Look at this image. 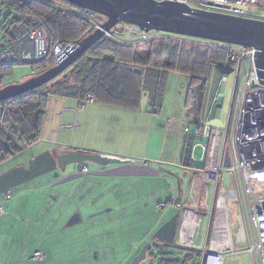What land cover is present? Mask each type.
Here are the masks:
<instances>
[{
    "label": "crops",
    "instance_id": "obj_1",
    "mask_svg": "<svg viewBox=\"0 0 264 264\" xmlns=\"http://www.w3.org/2000/svg\"><path fill=\"white\" fill-rule=\"evenodd\" d=\"M118 30L123 40H135L129 35L125 26H120ZM223 66L213 67L209 86L210 83L212 86L218 84L223 74ZM170 74H175L181 81L180 88L176 87L174 90L175 96L180 98L174 96L167 105L170 108L166 113H162L166 107L163 103L164 97L160 100L153 99L150 92L143 93L141 107L138 109H127L97 102L88 103L82 108L80 100L76 98L61 96L49 98L42 139L45 140L48 136L50 143L54 144L85 136L92 144L87 146L91 150H83V152L95 154L96 157L84 164L68 166L62 176L47 179L39 186L25 185L26 183L19 185L20 187H16V190H11L10 198L6 196L0 198V204L4 210V214L0 216V264H62V261L58 260L57 253L66 246L70 249L84 251V254L75 257L77 261L82 260L81 264L111 262L128 264L135 251L141 248L140 245L157 242L152 235H155L177 213L179 214L178 229L182 216L180 209L175 206L172 209H164L161 205L165 201L168 203L177 198V201L188 203L191 206V200H201L199 188L208 189V185L207 183L200 184L201 181L198 179L197 184L191 190L193 191L191 195L189 191L182 190L183 179L201 168L203 163L200 160H194L191 154L190 165H185L183 163L184 149L189 138L186 137V140L181 142L176 141L174 148L171 142L172 132L177 128L176 122L183 124L184 132L186 120L180 114L186 109L193 113L191 129H194L196 119L204 113V108L196 110V104L194 109L187 106L190 77L178 72ZM211 91L212 98L215 88ZM155 107L161 109V114L153 113ZM173 107L175 110L181 108L182 111L175 112ZM50 111L57 115L54 125L50 117L48 119ZM173 114L176 117H173ZM113 121L116 124H113ZM93 142L96 144L93 145ZM194 142H197L199 146L200 139L193 136L192 144ZM167 147L175 149L172 150L174 160H170L168 164L179 168L182 165L189 173H182V168L181 173L174 168H166L164 161L157 162V154L164 152ZM195 147L193 145L192 149L195 150ZM83 165L88 167V175L82 173ZM81 176H86L84 186L78 184ZM87 187L92 189L88 192ZM216 187L217 184L212 188L209 206L201 209V213L206 216V221L208 220L207 240L209 221L212 216L213 220L215 216L217 217L216 208L219 196L220 194L223 198L226 196L218 185L216 208L213 212ZM128 190L133 193V198L129 199L131 201L125 198ZM161 192L163 196L160 195ZM112 195L116 196L115 204L110 203ZM107 196L109 198H106ZM165 196H168V199L161 200ZM64 200L68 202L65 207L67 210L63 209L59 212L63 206H60L61 201L65 203ZM79 201L89 202L93 208L83 213L74 206L71 209V221L63 224V215ZM134 203H140V205L132 206ZM130 212L138 213V216H133L129 214ZM80 217L92 223L90 227H86L87 236H85V229L78 227L80 223H83ZM129 217H138V220L124 223L123 218ZM148 218L153 220L150 221ZM135 222L139 228L137 226L132 228ZM84 223L87 224V222ZM136 234L138 236H135ZM207 240L206 248L211 249L208 247L209 240ZM238 247L235 243V236H230L225 240L221 250L212 249L215 252H222L237 250ZM38 250L43 253L42 259L34 257V253Z\"/></svg>",
    "mask_w": 264,
    "mask_h": 264
},
{
    "label": "trees",
    "instance_id": "obj_2",
    "mask_svg": "<svg viewBox=\"0 0 264 264\" xmlns=\"http://www.w3.org/2000/svg\"><path fill=\"white\" fill-rule=\"evenodd\" d=\"M6 1L9 14L3 25L0 53L9 41L6 36L8 25L19 23L26 16H34L41 22L54 46L76 44L96 30L95 23H104L106 20L102 15L87 19L82 13L86 10L65 0ZM64 7L75 10L67 11ZM119 32L116 29L111 37L105 36L62 76L37 90L0 102V167L41 142L51 96L81 101L88 94H93L97 103L138 109L144 92H150L153 99H162L168 76L172 72H178L190 77L187 106L194 109L196 104V110H200L208 93L213 67L224 65L223 75L229 71L226 67L230 64L229 50L225 47L204 45L196 38L181 35L180 38H185L183 41H189L190 44L179 39H174L178 41L176 44L159 43L162 39L127 41L121 38ZM220 52L225 54L222 56ZM55 64L56 60L51 52L32 66L40 69L39 75ZM15 65L0 61V88L6 85L4 79ZM157 109L160 108L155 107L153 113ZM192 148L193 144L188 140L184 149L185 165H190ZM186 258L188 261L193 257ZM187 261L165 254L161 263L186 264Z\"/></svg>",
    "mask_w": 264,
    "mask_h": 264
},
{
    "label": "built area",
    "instance_id": "obj_3",
    "mask_svg": "<svg viewBox=\"0 0 264 264\" xmlns=\"http://www.w3.org/2000/svg\"><path fill=\"white\" fill-rule=\"evenodd\" d=\"M164 1V0H156ZM187 4L191 8L200 10H210L215 12L227 13L245 18H254L264 20V0H169ZM214 4L222 5L217 7ZM54 7L60 8L59 5L53 4ZM67 11H74V8L64 7ZM77 11V10H76ZM85 18H96L91 11L82 12ZM106 21V20H105ZM103 23H95L96 29L100 28ZM125 26L129 35L136 41H149L154 39H163L170 42L174 39L183 41L179 35L170 34L161 31L146 32L138 26L131 24H119L113 31L106 36L111 37L116 29ZM6 36L9 41L4 50L0 53V61L12 62L16 65L23 64L26 60L44 59L51 52L55 57L56 63L67 49L74 44L62 46L53 45L50 36L34 16H26L22 21L16 24H9ZM183 37V36H182ZM198 42L204 45L225 47L229 50L228 67L229 72L233 71L242 73L245 66L247 70L246 77L241 88H237L235 101L233 103V113L231 120L225 127H219L210 123L212 115L223 108L227 92L228 73L224 74L217 89L211 98L207 114L204 118L196 119V126L191 129L192 122H188L184 132L190 136L193 135L200 139L199 146L202 150L201 160L203 166L193 173L191 181V190L200 179V184L213 182L221 188L223 181L230 177L232 188L236 190L240 204L243 221L248 226L249 245L245 250L252 254L255 264H264V167L253 169L252 164L264 160V84H261L254 65V50L252 48L212 42L206 40ZM249 59V62H247ZM232 72V73H233ZM240 75V74H239ZM223 93V97L221 96ZM96 98L93 94L80 101L82 107L88 103H95ZM157 109L155 113H159ZM229 124V125H228ZM226 137V138H225ZM222 139L220 152L218 151V140ZM227 145V146H225ZM229 150L231 156V165L224 166L225 149ZM194 149H192V152ZM83 174L89 172L87 166H82ZM228 174V175H227ZM201 200H191V206L181 201L172 200L163 203L165 208L172 204L180 209V221L177 229V237L182 247L193 249L196 244V234L204 233L203 226L206 222V216L201 213V209L207 208L210 201V192L207 188L202 189ZM193 191H191V194ZM10 198L12 192L4 193ZM4 214L0 204V215ZM196 250V249H194ZM235 250V249H233ZM203 257L202 264H224L226 254L234 251L224 250L215 252L212 248L199 251ZM34 257L42 259V251H36Z\"/></svg>",
    "mask_w": 264,
    "mask_h": 264
},
{
    "label": "water",
    "instance_id": "obj_4",
    "mask_svg": "<svg viewBox=\"0 0 264 264\" xmlns=\"http://www.w3.org/2000/svg\"><path fill=\"white\" fill-rule=\"evenodd\" d=\"M81 9L102 15L106 21L100 28L87 35L78 43L72 45L60 56L55 66L39 75H35L21 83L9 84L0 88V102L10 98L32 92L61 76L81 58L88 50L101 41L107 33L113 31L119 24L138 26L146 32L161 31L206 41L252 48L254 65L261 84H264V20L245 18L210 10L194 9L187 4L169 0H65ZM217 7H223L214 4ZM40 60H26L24 65H35ZM240 72L236 76V86L232 96L229 122L236 97L237 84ZM96 157L95 154L75 151L58 153L57 150L45 151L29 159L27 164L13 167L0 173V195L13 188L33 180L36 177L57 170H66L70 165L84 164ZM231 165L229 150L225 151L224 166ZM264 167V160L252 164L253 169ZM213 203V212L216 208L217 194ZM179 214L167 221L154 235L157 247L161 252L149 259L154 264L158 256L163 257L162 249L173 245L177 234ZM213 216L209 221L208 240L211 232ZM207 240V241H208ZM145 247L131 264H141L147 260L148 249ZM161 257V259H162Z\"/></svg>",
    "mask_w": 264,
    "mask_h": 264
},
{
    "label": "rangeland",
    "instance_id": "obj_5",
    "mask_svg": "<svg viewBox=\"0 0 264 264\" xmlns=\"http://www.w3.org/2000/svg\"><path fill=\"white\" fill-rule=\"evenodd\" d=\"M9 14V8H8V4L6 0H0V38L3 36V25L5 23V19L7 18ZM94 32V31H92ZM91 34V33H90ZM117 36H119V34H116ZM6 40V39H5ZM4 40V41H5ZM166 40H159L158 42L160 43H168L165 42ZM186 42L188 44H190L189 41H183ZM171 44H176L178 43V41L172 40L170 41ZM219 48H223V47H219ZM1 51V49H0ZM225 53L220 52V55H224ZM247 62H249V59H247ZM244 70L242 71V73H240V78L238 80V84H237V88L239 87V89L241 88L242 83H244L245 81H243L246 77V73L247 70L245 71V66ZM40 71L39 68H34L32 65H24V64H18L15 65L14 68L12 69V72L8 75H6L5 79H4V83L6 85L9 84H16V83H21L35 75L38 74V72ZM229 72L228 73V80H227V92H226V96H225V101L223 103V108L221 110H219L217 113L212 115L211 121L210 123L212 125L215 126H219V127H225L228 123V119H229V115H230V108H231V103H232V96L234 93V88L236 86L235 80H236V72ZM223 75V74H222ZM222 77V76H221ZM221 79V78H220ZM220 81V80H219ZM218 81V83H219ZM210 82V81H209ZM181 81L179 79H177V76L175 74H170L167 78V83H166V88H165V95H163L164 100V110L162 111V113H166L169 110V106L168 103L172 101V99L174 98V96L176 94H174V90L177 88H180ZM5 85V86H6ZM218 85V84H217ZM216 85V86H217ZM216 86H212V83H210V86L208 87V93L207 96L203 102V114H200L198 118H204L207 114V110L208 107L210 105V98H211V93H212V88L215 90L217 89ZM237 92V91H236ZM184 94V93H183ZM223 97V93L221 95ZM177 97V96H175ZM180 98V97H177ZM165 101V102H164ZM83 108V107H82ZM173 111L175 112H181V108H176L173 107ZM180 109V110H179ZM144 111V110H143ZM161 114V111L159 112ZM233 113V109L231 114ZM192 112L184 110L183 113H181L180 115L183 116V118H185V125L188 124V122H192ZM234 114V113H233ZM179 115V114H178ZM50 117V120L52 121L53 125L55 120L57 119V115L55 113H53L52 111L49 112L48 114V119ZM64 117V116H63ZM173 117H176L175 114H173ZM231 117V116H230ZM187 118V119H186ZM45 120H47L45 118ZM46 123V121H45ZM193 123V122H192ZM230 123V122H229ZM113 124H116L115 121H113ZM196 124V123H195ZM229 125V124H228ZM46 126V124L44 125ZM175 126L177 127L176 130H174L172 132V140L171 142H173L174 148L176 147V141L177 142H181L186 140V137L189 138V140H193V136H188L187 134H185L182 130L183 128V124L180 122H176ZM44 132V131H43ZM46 135H48V132H46ZM76 137V136H75ZM84 138H74V139H69V140H64V141H60L58 143H54L51 144L48 136H46L45 138V134H44V139L41 140V142H39L38 144H36L35 146L25 150V152H23V154H21L20 156H17L15 158H13L12 160H10L9 162H7L6 164H4L3 166L0 167V173H3L13 167L19 166L24 164L26 161H28L29 159H31L32 156L38 155L40 153H43L45 151H49L50 149L52 150H57L59 152H73V150L75 151H79V150H91L89 149L87 146L89 144H92L90 142L89 139H86L85 136H83ZM43 138V136H42ZM78 138V139H77ZM191 138V139H190ZM226 138V137H225ZM44 141V142H43ZM169 142V144L171 143ZM222 143V139L220 138L218 140V151L220 152V145ZM96 144L95 142H93V145ZM193 145H195V150L192 152L193 155V159L194 160H201L202 157V151L201 148L197 145V142H194ZM92 146V145H90ZM227 146V145H225ZM175 149H171V147H167L166 150L164 152H159V154H157L158 156V160L157 162H162L164 161L166 163L167 166H165L166 168L170 167V168H174V170L179 171L181 173V168H182V173L183 172H188L184 169V167L181 168L173 166V165H169L168 163L170 162V160H174L173 158V151ZM227 150V148L225 149V151ZM29 154V155H27ZM136 156V155H133ZM168 162H167V161ZM87 163V162H86ZM163 166V165H162ZM71 167V166H69ZM76 168H78V166H76ZM188 169V168H187ZM89 170V169H88ZM83 173V172H82ZM89 173V172H88ZM84 174V175H88ZM63 175V171L58 169L49 173H46L42 176L36 177L33 180L26 182L25 185L28 184H32L35 186H39L41 184V182L47 180V179H55L57 177H60ZM228 175V174H227ZM193 178V173L191 172L188 177H186L185 179H183L182 182V190L185 192L189 191V194L191 195V181ZM86 180V176H81L78 179V184L84 186L86 184L85 182ZM23 185V184H22ZM208 190L210 192V198H211V194H212V188L214 185H216L213 182H208ZM21 186V185H20ZM19 186V187H20ZM232 186V181H230V178L227 179V181H223V184L221 185V192L225 193L226 196H224V198L222 197V195L220 194L219 196V200L217 201V208H216V213H217V217H214L213 220V228H212V232L210 234L209 237V244L208 247L214 248L216 249H220L224 247V242L226 239H228V237L230 236H235V243L239 246L238 248H236L237 250H232L234 252H230L228 254H226V258L224 261V264H255L254 261V257L252 256L251 253L245 251L248 248L249 245V231H248V226L245 225L244 221H243V217H242V212H241V208H240V204L238 201V195L236 193V190H229V188ZM18 188V186H17ZM16 187L13 188V191L17 189ZM88 188V192L92 189L91 187H87ZM85 188V189H87ZM128 193H126V199H131L133 198V193L128 190ZM161 196H163L162 192L160 193ZM5 194L0 195V198H4ZM106 198H109V196H107ZM168 199V196L163 197L161 200H166ZM177 198H175L176 200ZM65 201V200H64ZM131 201V200H129ZM167 201H165L164 203H166ZM111 204H115L116 203V196L112 195V200L110 202ZM131 204V202L129 203ZM62 206V208L59 210V212H61L63 209L67 210L65 207H67L68 202L65 201V203H62L60 206ZM136 205H140V203L136 204L134 203L132 206ZM188 205V203H187ZM75 206V208H78L81 210V212L85 213L90 211V209H92V204L89 202L85 203V202H81L79 201V203H74L72 205L71 208H69V210L63 215V224H66L68 222H70V215H71V209H73ZM173 205L170 203L168 204L165 208L167 209H172ZM129 208H131V205H129ZM164 208V209H165ZM57 210V209H56ZM77 212V211H76ZM75 213V212H74ZM74 213H72V215H74ZM133 216H138V213H129ZM3 215V214H2ZM0 215V216H2ZM56 218H58L56 216ZM173 218V217H172ZM171 218V219H172ZM216 218V219H215ZM59 219V218H58ZM229 219V220H228ZM80 220L83 221V223H80V225L78 227L82 228L85 232V236L86 235V231L87 228L86 227H90L92 225V223L90 221H88V219H85L86 221L83 220V218L80 217ZM138 220V217H129V218H123V222L127 224V222H131V221H135ZM148 220L152 221V218H148ZM208 221V220H207ZM204 222V226H203V230L204 233L202 234H196V244L193 247L192 251L189 248H184L182 247L178 240H175L173 245H168L165 246L162 249V253L165 254H170L175 256V258L178 260H181L183 262L187 261L188 256L193 257L192 259L188 260L186 264H202L201 259L199 258V256H196V254H198V251H202L204 250V248L207 246L206 244V240H207V227H208V222ZM84 222H87V224H85ZM137 222L132 224V228L136 227L139 228L138 225H136ZM86 225V226H85ZM143 227H145V225H143ZM232 231V232H231ZM233 233V234H232ZM65 236H68L67 234H65ZM135 236H138L137 234ZM153 239H154V234L152 235ZM66 244V243H65ZM142 244V243H141ZM149 245V242L146 244H142L140 245L141 248L139 250H136L135 253L132 255L130 261L128 264H131L134 260V258L137 256V254H139L145 247H147ZM138 248V247H137ZM244 249V250H243ZM150 254H158L157 251H159V248L157 247V245L151 246V248L148 249ZM240 250V251H238ZM196 251V252H195ZM161 252V251H160ZM195 252V253H194ZM84 254V251L82 250H75V249H70L69 247L66 246V248H62L61 251H58L57 256H58V260L62 261V264H81V261H77L76 260V256L77 255H81ZM161 255L158 256L155 260H154V264H162V259H161ZM165 260V259H164ZM107 264H116L115 262H111V263H107ZM141 264H149V260H145L143 261Z\"/></svg>",
    "mask_w": 264,
    "mask_h": 264
},
{
    "label": "flooded vegetation",
    "instance_id": "obj_6",
    "mask_svg": "<svg viewBox=\"0 0 264 264\" xmlns=\"http://www.w3.org/2000/svg\"><path fill=\"white\" fill-rule=\"evenodd\" d=\"M69 69H70V68H69ZM69 69H68V70H69ZM68 70H67V71H68ZM65 72H66V71H65ZM65 72H64V73H65ZM64 73H63V74H64ZM63 74H62V75H63ZM62 75H61V76H62ZM59 77H60V76H59ZM51 151H54V150H51ZM66 152H67V151H66ZM58 153H59V151H58ZM60 153H65V152H60ZM20 155H21V154H20ZM20 155H19V156H20ZM35 156H36V155H35ZM35 156H32L31 158H33V157H35ZM16 157H17V156H16ZM24 164H27V161H26ZM58 169H59V168H58ZM58 169H57V170H58ZM60 170H61V169H60ZM150 244H151V246H153V244H154V245H157V242H152V243H150ZM151 246H150V247H151ZM157 252L159 253L160 250L157 251ZM148 253H149V250H148ZM148 253H147V260H149L151 257H153V256H155V255H158L157 253H156V254H150V255H148ZM139 254H140V253H139ZM139 254H137V255H139ZM163 255H164V254H163ZM196 256H199V258L202 259V255H200V254H196ZM147 260H146V261H147Z\"/></svg>",
    "mask_w": 264,
    "mask_h": 264
}]
</instances>
